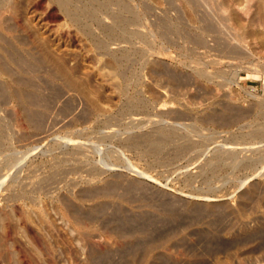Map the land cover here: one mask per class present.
Here are the masks:
<instances>
[{
    "label": "rangeland",
    "instance_id": "374dc122",
    "mask_svg": "<svg viewBox=\"0 0 264 264\" xmlns=\"http://www.w3.org/2000/svg\"><path fill=\"white\" fill-rule=\"evenodd\" d=\"M0 264H264V0H0Z\"/></svg>",
    "mask_w": 264,
    "mask_h": 264
},
{
    "label": "bare ground",
    "instance_id": "6f19581e",
    "mask_svg": "<svg viewBox=\"0 0 264 264\" xmlns=\"http://www.w3.org/2000/svg\"><path fill=\"white\" fill-rule=\"evenodd\" d=\"M35 2V1H34Z\"/></svg>",
    "mask_w": 264,
    "mask_h": 264
}]
</instances>
